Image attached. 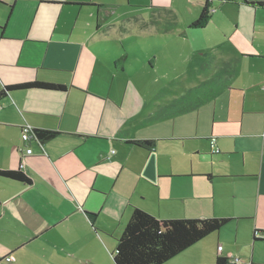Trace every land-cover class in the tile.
<instances>
[{
  "label": "crops",
  "instance_id": "1",
  "mask_svg": "<svg viewBox=\"0 0 264 264\" xmlns=\"http://www.w3.org/2000/svg\"><path fill=\"white\" fill-rule=\"evenodd\" d=\"M207 4L206 26L193 28ZM260 4L149 0L133 7L145 11L130 18L141 28L152 24L165 39L178 32L202 44L195 49L208 78L168 105L146 91L159 49L141 48L145 65L132 61L127 34L111 21L109 8L123 5L0 0V93L35 82L66 87L12 91L0 101V171H20L23 163L31 181L0 177V264H115L136 210L161 221L231 220L166 264H264ZM132 62L141 71L149 65L150 78L140 79ZM25 126L59 136L24 142ZM142 141H155L154 150L133 144Z\"/></svg>",
  "mask_w": 264,
  "mask_h": 264
},
{
  "label": "trees",
  "instance_id": "2",
  "mask_svg": "<svg viewBox=\"0 0 264 264\" xmlns=\"http://www.w3.org/2000/svg\"><path fill=\"white\" fill-rule=\"evenodd\" d=\"M260 6L264 5L260 4ZM210 14V5L207 4L192 27L206 26ZM31 89L51 92L66 91V87L61 85L27 83L5 87L0 93V101L12 91ZM174 108L175 112L180 113L187 110L186 107ZM58 136L59 133L54 131L32 130L31 140L36 139L40 143H45ZM133 144L146 150H154L156 146L155 141L134 142ZM0 177L26 184L31 183L21 169L20 171H0ZM230 222V219L221 218L161 221L143 211L136 210L118 240L114 262L115 264H166L199 242L217 234ZM216 264H230V262L219 258Z\"/></svg>",
  "mask_w": 264,
  "mask_h": 264
},
{
  "label": "rangeland",
  "instance_id": "3",
  "mask_svg": "<svg viewBox=\"0 0 264 264\" xmlns=\"http://www.w3.org/2000/svg\"><path fill=\"white\" fill-rule=\"evenodd\" d=\"M148 1L149 0H107V2L111 4L123 5L122 7H110L108 11L110 12L111 21L114 22V24L119 23V32H121L122 35H124L123 33L127 34V50L132 55V61L137 57L138 60L142 62V65H145V60L141 59L139 55L141 48L147 53H150V48L154 50H156V48L159 49L160 52L157 56V71L153 73L150 79L153 84L149 89H146V91L149 92L150 97L156 98V101L160 102V104L165 101L164 104L167 103L171 105L175 100L183 101L196 91H199L200 89L196 90L195 88L200 86L201 81L208 78L209 71L205 72L200 69L203 59L197 55L195 49L196 47L202 46V44H198L200 42L198 38L195 39V41L186 40L176 32L177 34L168 40L165 39L164 31L153 29L152 24H146L141 28L136 22L130 19L131 16L135 14L145 12L133 7L141 6L137 4ZM171 1L172 0H154L155 4ZM154 7L158 6L154 5ZM122 18L125 24L123 22L120 23ZM141 43H144V45H141ZM156 43H158L157 46H155ZM147 45H149L150 48L146 47ZM149 58H152L151 55H149ZM130 66L136 70L140 79L150 78L151 73L149 65H147V69H143V71H141V66L135 62H132ZM154 77L159 80V83L155 84L153 80ZM211 243L207 242L204 245L206 247L212 246ZM204 245L201 244L198 248L191 250L192 252H190V254L194 255L197 251H201Z\"/></svg>",
  "mask_w": 264,
  "mask_h": 264
},
{
  "label": "built area",
  "instance_id": "4",
  "mask_svg": "<svg viewBox=\"0 0 264 264\" xmlns=\"http://www.w3.org/2000/svg\"><path fill=\"white\" fill-rule=\"evenodd\" d=\"M0 109H1V107H0ZM32 130L33 129H31L28 126L23 127V129H22V140L24 142H29L31 140V138H32ZM35 141H37V140L35 139ZM212 144H213V146H215V141L214 140L212 141ZM215 152L217 153L218 151L216 150ZM32 153H33L32 149L31 148H27L26 155H31ZM20 168H21V170L23 172H26L25 165L23 163L20 166ZM219 251H222V247H219ZM229 262H230V264H241L240 260L236 259V258L235 259H231Z\"/></svg>",
  "mask_w": 264,
  "mask_h": 264
}]
</instances>
